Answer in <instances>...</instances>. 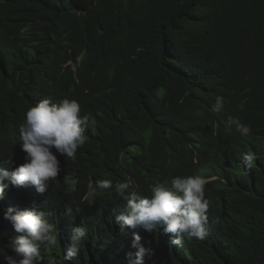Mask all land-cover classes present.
Wrapping results in <instances>:
<instances>
[{
	"label": "trees",
	"instance_id": "obj_1",
	"mask_svg": "<svg viewBox=\"0 0 264 264\" xmlns=\"http://www.w3.org/2000/svg\"><path fill=\"white\" fill-rule=\"evenodd\" d=\"M64 98L95 118V131L86 129L74 160L57 153L61 172L44 193L5 189L0 264L15 256L17 235L4 213L34 207L52 213L57 228L43 264H129L134 233L155 252L146 264H264V0H0V167L26 162L19 125L27 109ZM229 116L250 134L226 131ZM244 153L255 155L254 168H244ZM197 174L208 180L210 230L181 246L170 234L122 230L116 217L126 201L113 189L83 200L97 180H131L149 196L157 181ZM72 225L88 233L65 261Z\"/></svg>",
	"mask_w": 264,
	"mask_h": 264
},
{
	"label": "clouds",
	"instance_id": "obj_2",
	"mask_svg": "<svg viewBox=\"0 0 264 264\" xmlns=\"http://www.w3.org/2000/svg\"><path fill=\"white\" fill-rule=\"evenodd\" d=\"M223 107V98L217 97L213 111L219 112ZM80 112V103L68 98L58 104L50 99L38 100L27 109L24 121L19 125V144L26 162L15 168L0 167V200L9 185H31L41 194L48 190L50 182L56 181L61 172L57 153L74 160L77 149L88 140L86 129L95 131V118L81 116ZM233 127L242 137L251 132L250 126L242 123L239 117L229 116L226 131H231ZM242 159L245 169L256 166L254 154L244 153ZM64 183L68 185L67 191H75L76 180L69 181V174L65 175ZM207 183V178L198 174L174 176L149 185L150 195L144 196L131 180L118 181L113 185L112 181L102 179L97 180L95 186L89 184L83 200L94 199L99 189H113L116 196L126 201V212L116 217L122 230L140 228L148 233L158 231L170 234L169 243L181 246L185 239L203 240L209 234V202L205 198ZM66 212L72 216L70 206H66ZM51 215L36 207L23 211L7 209L4 218L11 223L17 235L9 239L15 256H3L4 264H43L42 253L50 252L58 242L56 225L48 219ZM71 232L72 235L64 243L65 261L79 256L88 229L84 225H72ZM141 240L138 233L133 234L132 247L136 251L129 253V264H146V258L152 260L155 256L154 250L145 247ZM47 264H56V261L49 257Z\"/></svg>",
	"mask_w": 264,
	"mask_h": 264
}]
</instances>
